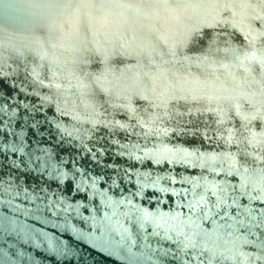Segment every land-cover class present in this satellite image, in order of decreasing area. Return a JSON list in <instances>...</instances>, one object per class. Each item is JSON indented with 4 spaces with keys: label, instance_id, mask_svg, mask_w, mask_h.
I'll use <instances>...</instances> for the list:
<instances>
[{
    "label": "water",
    "instance_id": "water-1",
    "mask_svg": "<svg viewBox=\"0 0 264 264\" xmlns=\"http://www.w3.org/2000/svg\"><path fill=\"white\" fill-rule=\"evenodd\" d=\"M0 264H264V0H0Z\"/></svg>",
    "mask_w": 264,
    "mask_h": 264
}]
</instances>
